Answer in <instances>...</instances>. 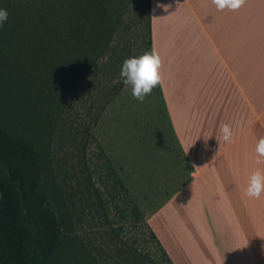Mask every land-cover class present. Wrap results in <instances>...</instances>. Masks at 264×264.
<instances>
[{"label": "rangeland", "instance_id": "1", "mask_svg": "<svg viewBox=\"0 0 264 264\" xmlns=\"http://www.w3.org/2000/svg\"><path fill=\"white\" fill-rule=\"evenodd\" d=\"M111 2L105 20L119 18L122 30L84 51L72 41V1L0 0L8 20L15 15L22 20L25 31L19 36L30 43L43 37L47 47L39 51L37 44L32 57L3 63L0 27V128L36 137L45 176L60 208L71 216L61 247L39 264H169L140 217L112 210L99 181L105 177L99 160L103 152L129 190L125 200L147 214L188 174L167 137L169 122L158 85L140 102L120 76L125 59L149 51L146 0ZM104 193L103 208L99 198Z\"/></svg>", "mask_w": 264, "mask_h": 264}, {"label": "crops", "instance_id": "2", "mask_svg": "<svg viewBox=\"0 0 264 264\" xmlns=\"http://www.w3.org/2000/svg\"><path fill=\"white\" fill-rule=\"evenodd\" d=\"M144 9L149 51L162 61L167 137L188 174L143 218L172 264H264V193L244 195L264 168L255 152L264 137V0L235 11L212 0H146Z\"/></svg>", "mask_w": 264, "mask_h": 264}, {"label": "trees", "instance_id": "3", "mask_svg": "<svg viewBox=\"0 0 264 264\" xmlns=\"http://www.w3.org/2000/svg\"><path fill=\"white\" fill-rule=\"evenodd\" d=\"M70 1L73 4V7L70 6L72 21L75 23L71 27L74 48L94 50L102 36L112 37L122 30L119 18L115 21L105 20L112 9L111 0ZM18 17L19 15H15V19L7 20L2 26L3 63L10 61L12 57L14 61L18 58L24 60L23 55H31L37 44L39 51L47 50L42 45L45 42L43 37L30 43L28 39L19 36L25 28ZM41 17L46 18L44 15ZM38 27L40 30L36 29L37 32L43 33L41 27ZM126 28L129 29L128 26ZM40 55L41 53L38 58ZM32 56L33 54L30 57ZM99 160L105 170L102 172L105 177L100 176L99 181L106 186L112 210L119 216L140 217L151 239L159 245L168 263L172 264L157 236L143 218L141 209L133 201L125 200L124 195H129V190L116 173L110 159L102 152ZM45 174L43 152L36 137L22 130L0 128V264H39L40 260L61 247L71 216L60 208V201ZM99 191L100 194L101 190ZM104 196L105 193L99 198L103 208ZM103 217L110 218L107 209L103 210Z\"/></svg>", "mask_w": 264, "mask_h": 264}, {"label": "clouds", "instance_id": "4", "mask_svg": "<svg viewBox=\"0 0 264 264\" xmlns=\"http://www.w3.org/2000/svg\"><path fill=\"white\" fill-rule=\"evenodd\" d=\"M218 10H238L245 4V0H212ZM166 7H170L166 6ZM7 9H0V27L8 20ZM162 61L155 48L145 51L140 56H133L123 61L120 76L125 85H130L135 99L143 102L152 90L160 84L162 76L160 69ZM221 133L223 140L230 142L233 138L229 124H222ZM256 163L264 164V137H260L255 148ZM264 193V168H257L250 176L244 195L249 198L259 199Z\"/></svg>", "mask_w": 264, "mask_h": 264}]
</instances>
